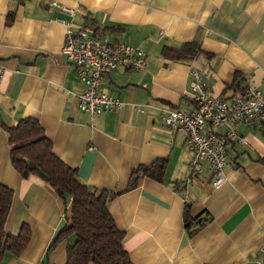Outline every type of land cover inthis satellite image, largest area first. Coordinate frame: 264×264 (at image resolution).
<instances>
[{"label": "crops", "instance_id": "1", "mask_svg": "<svg viewBox=\"0 0 264 264\" xmlns=\"http://www.w3.org/2000/svg\"><path fill=\"white\" fill-rule=\"evenodd\" d=\"M78 10L113 43L142 48L148 67L105 75L101 91L122 109L98 116L78 108L86 90L62 49L66 19L51 8ZM198 43L193 60L164 59V47ZM0 183L14 191L6 230L31 232L19 256L3 264H66L74 236L51 248L70 211L37 176L23 179L11 161L7 128L36 119L53 152L90 189L115 193L109 212L134 264H260L264 246V123L245 124L229 151L228 182L216 190L207 162L188 183L192 153L182 133L166 129L165 111L194 109L191 72L212 97L264 92V0H0ZM138 109H143L141 112ZM223 135L227 128L214 130ZM243 141V142H241ZM165 162L163 181L131 172ZM202 227L190 238L184 210ZM199 219V220H200ZM205 219V220H204ZM207 220V221H206Z\"/></svg>", "mask_w": 264, "mask_h": 264}, {"label": "built area", "instance_id": "2", "mask_svg": "<svg viewBox=\"0 0 264 264\" xmlns=\"http://www.w3.org/2000/svg\"><path fill=\"white\" fill-rule=\"evenodd\" d=\"M51 8L66 15L60 22L66 26L63 44L65 63L76 70L86 90L78 94V108L94 116L115 112L124 106L117 97L103 91L100 86L105 75L119 69L144 72L148 67L145 51L128 43H113L85 20L77 24L78 10L59 3ZM5 68L0 63V87ZM203 78L196 71L191 72L190 86L194 109L186 112L179 109L167 110L163 117L166 129L182 133L192 153L188 183L203 178V162H207L212 186L219 190L228 182L230 168L229 151L238 138V129L245 124L264 123V92L248 89L232 100L212 97L204 87ZM137 110L144 112L143 109ZM227 128L225 134L214 130ZM243 142V141H241ZM264 264V246L261 249Z\"/></svg>", "mask_w": 264, "mask_h": 264}, {"label": "trees", "instance_id": "3", "mask_svg": "<svg viewBox=\"0 0 264 264\" xmlns=\"http://www.w3.org/2000/svg\"><path fill=\"white\" fill-rule=\"evenodd\" d=\"M201 54L198 43H186L180 48L164 47L162 56L170 61L193 60ZM11 146V161L23 179L37 176L47 183L68 204L70 211L64 227L58 232L51 248L68 239L66 264H134L123 247L125 234L119 230L109 212V203L116 196L96 191L83 184L77 170L66 165L55 153L51 141L36 119H23L7 128ZM166 172L165 162L139 167L131 172L129 189L137 187L145 177L161 182ZM14 191L0 183V264L7 253L19 256L31 240V232L24 227L20 234L6 230L13 205ZM193 219L190 205L184 210L185 228L190 238L202 227L203 220ZM205 220V219H204ZM207 221V220H206Z\"/></svg>", "mask_w": 264, "mask_h": 264}]
</instances>
